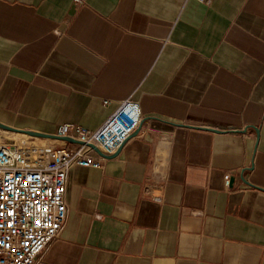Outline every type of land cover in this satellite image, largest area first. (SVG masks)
Wrapping results in <instances>:
<instances>
[{
    "label": "crops",
    "instance_id": "0c3cea01",
    "mask_svg": "<svg viewBox=\"0 0 264 264\" xmlns=\"http://www.w3.org/2000/svg\"><path fill=\"white\" fill-rule=\"evenodd\" d=\"M127 98L138 134L69 170L37 264H264V0H0L1 123L94 131Z\"/></svg>",
    "mask_w": 264,
    "mask_h": 264
},
{
    "label": "built area",
    "instance_id": "2783aa9c",
    "mask_svg": "<svg viewBox=\"0 0 264 264\" xmlns=\"http://www.w3.org/2000/svg\"><path fill=\"white\" fill-rule=\"evenodd\" d=\"M141 121L139 103L127 98L94 131L65 123L53 133L82 145L31 136L7 139L0 133V264H37L66 223L69 170L101 167L107 160L87 144L114 154Z\"/></svg>",
    "mask_w": 264,
    "mask_h": 264
},
{
    "label": "water",
    "instance_id": "95a60500",
    "mask_svg": "<svg viewBox=\"0 0 264 264\" xmlns=\"http://www.w3.org/2000/svg\"><path fill=\"white\" fill-rule=\"evenodd\" d=\"M180 126H185V125H182V124H179ZM256 133H258V128L256 127H252ZM0 129L1 130H7V131H12V132H18V133H23V134H27L31 137H36V138H41V139H51V140H58V141H64V142H68V143H71V144H78V145H82L84 144V142L82 141H79V140H75L73 138H70V137H58L56 136L55 134H50V133H43V132H38V131H33V130H23V129H18V128H15V127H11V126H8V125H5L3 123L0 122ZM247 129V128H246ZM243 130V131H246ZM212 130V129H210ZM213 131H218V130H213ZM139 132V129L135 130V132L131 135L132 136H135L137 135ZM126 141L123 142L121 144V146L118 148V150L114 153V154H111V155H107V154H104L103 152H101V150L99 148H97L95 145L93 144H87L96 154H98L99 156L103 157V158H106V159H112L114 157H116L122 150V148L124 147ZM248 169V168H247ZM250 169V168H249ZM246 170V169H245ZM233 184V177H230V180H229V186L231 187Z\"/></svg>",
    "mask_w": 264,
    "mask_h": 264
},
{
    "label": "bare ground",
    "instance_id": "6f19581e",
    "mask_svg": "<svg viewBox=\"0 0 264 264\" xmlns=\"http://www.w3.org/2000/svg\"><path fill=\"white\" fill-rule=\"evenodd\" d=\"M0 133H3V134H9V132H7V131H1V129H0ZM16 136H24L25 138H28L29 137V135H27V134H23V133H18V132H16V133H14ZM166 142V141H165ZM166 144L165 143H160V145H159V151L160 152H163V150H165V148H166V146H165ZM168 145V144H167ZM167 152V151H166ZM167 154V153H166ZM163 155V154H162ZM162 157V156H161ZM165 158V157H164ZM162 159V158H161ZM160 160V159H159ZM158 161V160H157Z\"/></svg>",
    "mask_w": 264,
    "mask_h": 264
},
{
    "label": "rangeland",
    "instance_id": "374dc122",
    "mask_svg": "<svg viewBox=\"0 0 264 264\" xmlns=\"http://www.w3.org/2000/svg\"><path fill=\"white\" fill-rule=\"evenodd\" d=\"M4 136L7 139H15V140L26 139L24 136H16L14 133L4 134Z\"/></svg>",
    "mask_w": 264,
    "mask_h": 264
}]
</instances>
